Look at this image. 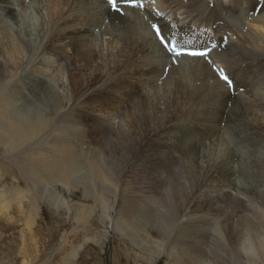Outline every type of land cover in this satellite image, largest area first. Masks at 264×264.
Masks as SVG:
<instances>
[{"label":"rangeland","instance_id":"obj_1","mask_svg":"<svg viewBox=\"0 0 264 264\" xmlns=\"http://www.w3.org/2000/svg\"><path fill=\"white\" fill-rule=\"evenodd\" d=\"M9 1L15 3V15L24 12L23 18L26 19H24L25 24L20 26L15 23L10 24L11 26L7 24L10 36L13 33L12 36L15 37L17 29L23 32L34 31V34L40 32L41 35L32 33L30 41L33 47L31 53L26 55L27 58H23L21 53L17 54L19 56L17 59L5 57L0 51V56L7 63L6 78L3 80L5 86L0 88V99L4 96L5 89L8 90L12 85L16 87L23 84L24 80H19L21 74L25 73L26 76L33 73L45 76V84L51 86L56 99L63 102L54 109L48 108V116L53 123L47 131L37 136L31 134L30 140L16 146L12 151L4 152L5 148L0 147V264H147L146 260H142L146 252L156 257L155 264H167L173 261L172 258L182 253V247L175 238L178 227L174 226L166 243L159 244L162 231L158 218L160 214L168 217V211L172 210L167 208V197H170L172 204L174 202L177 210L181 211L180 218L183 221L194 211L195 201L191 205L189 203L192 195L204 199L210 195L217 197L224 191L213 192L212 189H206L199 191V195L197 187L189 179L190 177L186 176L190 175L186 169L177 163L169 171L163 161L166 158L159 156L155 147L145 143L141 138L147 126L142 125L140 107L146 109L150 116L156 113L161 116L166 110L171 112H169L170 118L167 119L171 121L152 119L149 128L150 135L157 142L161 141L160 145L163 143L164 148L161 147L163 155H167V150L170 149L181 155H185L184 151L192 150L215 149L214 151L217 152L223 150L226 141L227 143L234 141L233 150L240 153L252 152V156L255 154L263 161L258 164L264 168V43L259 45L260 42L253 35L251 26V23L257 25L262 23L263 26L264 0H233V5L230 7L221 6L225 1L210 0L209 5L203 4L195 9L192 8L195 13L197 12L196 16H201L195 24L192 22L191 31L183 26L177 33L170 32L172 27H167L163 23L164 21L172 23L171 17H174L175 8L172 11L165 10L162 22L147 18L144 13L146 11L144 2L148 0H135V3L117 0L119 12L111 7L108 0H89L92 8L87 9L98 12L94 16L100 15L99 12L102 11V20L105 15L104 9L108 6L125 25L128 22L126 18L136 17L137 23L133 26L137 27L138 36L144 37V42L151 43L148 46L155 49H152L154 58L151 60L116 58L123 60L119 61L121 66L115 73L110 71L113 58H93V60L65 58L70 59L74 65L75 63L80 65V69H75V73L83 82H89L98 70L104 76H114L113 81L117 83L114 85L115 89L93 104L86 99L90 88L72 96L66 60L56 58L49 51L42 49V28H46L45 25L49 20L46 16L45 0ZM190 1L177 0L182 4V8L178 10L181 12L185 10V13L176 10L175 14L177 16L182 14L179 15L181 18L188 16L187 6H191ZM215 4L220 15H210ZM132 8L138 11V17ZM74 13L76 16L68 19L67 24L80 22L81 12ZM218 16H221V19ZM3 17L7 18L0 9V19ZM217 18L219 20H216ZM140 20L145 22L146 26H143ZM39 24H42V27ZM100 24L92 26L90 29L92 34H87V39L84 40L87 42L91 40L99 53L103 42L98 36ZM154 26L160 28V35H163L168 42L166 47L171 49L174 45L182 53L181 55L178 56L175 51L165 50ZM215 35L218 40L212 41L210 38ZM242 38L248 43H243ZM75 40L74 37L66 39L67 43L76 42L78 45L76 44L75 47L84 50L82 46L84 41L80 43ZM205 46L212 49L208 59L186 54L189 51L201 50ZM127 59H130L129 63ZM146 60L152 61L151 69L145 70L144 75L137 74L146 68ZM208 60H211V63ZM126 69L128 71L132 69L134 73ZM215 69L222 70L229 76L233 82L231 88L220 78ZM205 70L210 75H206L208 83L206 81L200 86L197 73L200 71L204 74L202 76L199 73L203 79ZM178 78L186 82L185 87L181 85L179 87V82L174 80ZM195 84L198 85L196 88ZM209 85L212 88L208 89ZM24 87L23 91L26 90ZM188 87L199 93L197 97L187 96ZM14 89L10 96L13 95L17 101L20 100L18 104L22 103L27 95H31ZM64 96L66 99H62ZM4 97L5 101H9V95ZM240 119L245 120L244 125L240 123ZM97 121L107 122L121 129L128 134V140L117 142L113 136L111 139L103 134L94 133L92 124L98 123ZM101 135L104 136L103 139ZM235 142L237 144L239 142L240 147ZM241 144L246 145L241 146ZM96 152L99 154L100 162L113 175L115 186L110 183L104 186V183L94 180L95 175L91 174V167L87 163H90V158ZM226 154L229 159L230 154L227 152ZM80 159L87 163L82 171L75 174L77 182H74V175L63 173L64 167L69 162ZM46 164L53 169L52 173L44 174L42 168ZM36 176L40 179L39 192H36L31 183L37 179ZM239 177L241 176L236 177V181L245 185L244 179L240 180ZM253 186L259 192L261 200L241 194L237 186L226 185L223 188L241 196L249 208L247 215L259 222V219L264 220V178L256 180ZM84 187L91 189L92 195L88 198L81 196ZM217 204L225 205L224 202ZM225 208L228 212H236L233 206ZM219 217L216 216L214 220L218 221ZM134 222L138 226L141 225V236L145 234L144 237H149V243H140L130 235H126V224L131 226L135 224ZM212 229L222 231L221 227L216 225H213ZM182 235L183 238L187 237L186 244L196 247V250L190 249L192 255L204 254L206 258H210V255L214 256V253L210 252L216 249L213 239L204 234L200 239L198 237L195 240L193 237H188L189 233L185 232ZM102 236L106 239L101 246L97 241H100ZM259 239H264V225H261L253 236L248 235L245 240L252 248L245 251L246 244L240 243L243 264H264V257L254 249ZM190 240L198 241L200 245L197 247L194 243L188 242ZM172 249L174 254L170 253ZM247 255L250 259L246 257Z\"/></svg>","mask_w":264,"mask_h":264},{"label":"bare ground","instance_id":"obj_2","mask_svg":"<svg viewBox=\"0 0 264 264\" xmlns=\"http://www.w3.org/2000/svg\"><path fill=\"white\" fill-rule=\"evenodd\" d=\"M209 1L210 0H191L190 1L191 6H187L188 16L187 15L185 16L184 14L185 17L181 18L180 16L182 14L181 15L179 14L180 15V16L178 15L179 17L177 16V14H175L176 10L182 8L181 7L182 4L180 2H177V0H153V1L148 0L144 2V6L146 9L144 13L147 15V18L158 19L163 22L164 21L163 14L165 10L170 9V11H172L175 8L174 17L173 18L171 17L172 23L171 22L168 23L164 21L163 22L164 25H166L167 27L171 26L172 29H170V32L172 31V33H175V32L177 33V31L182 30L181 28L183 26L185 28H189L191 31V29L193 28L192 22L193 24H195L198 21L199 17L201 16V15L199 17L196 16L197 12L195 13L193 9L200 7L203 4L209 5ZM221 1H225V2H222L223 4H221V6L230 7L233 5V0H221ZM45 2H46V9H47V15L46 14L45 15L48 16L47 19L49 20H47L48 21L47 25H45L46 28L44 27L42 28L43 29L42 31L43 34L41 36V39H42L41 41L43 45L42 49L49 51L50 53L55 55L56 58H59L61 60H66L65 58H92V60L93 58H113L114 60H112L111 62L112 69H110V71H112L113 73H115L117 71V68L121 66V63L119 61L122 62L123 59L118 60L119 58H147L148 60H151V58H154V55H153L154 50H155L154 47L148 46L151 43L150 44L145 43L143 40L144 37L141 38L140 36H138L137 27L135 28V26H133L134 23H137L136 17H132L130 19L126 18L128 22L125 25V23L123 22L121 23L122 20L121 18H119V16H115V14H113V12L109 10L111 8L109 6L105 7L104 9V12H105V15L103 16L104 20H102V14H103V12L101 11L102 9L99 10L101 11L99 12L101 17L100 15L94 16L98 12H96L93 9H87V8H92L89 0H45ZM87 2H89L88 6H86ZM216 6L217 4H215L213 11L211 12L210 15H214V14L220 15L219 10L216 8ZM15 8L16 6L14 2H11L9 0H4L3 2L0 1V9L3 12V14L7 16V18L3 17V19H0V51L4 54L5 57L17 59L19 58L17 54L19 55L21 53L23 55V58L24 57L27 58V56L31 53L32 47H33L30 41L32 33L33 35L35 34L41 35V33L35 32L34 34V31L32 32V31L26 30L25 32H23L22 30L18 31L17 29L16 30L17 34L16 35L14 34L15 37L12 36L13 33L10 36V32L7 29V24L11 26L12 23H15L17 26H20V25L25 24L24 21L26 20L25 18H23L24 12L16 13L15 15V10H14ZM132 10H135L133 12L138 17L139 16L138 11H136L135 8H132ZM75 11L81 12L80 22H69L67 24L68 19L76 16V13H74ZM181 13H185V10H183V12ZM88 17H92V18L89 19ZM218 18L221 19V16H218ZM218 18L216 20H219ZM140 22L143 24V26H146L145 22H143L142 20H140ZM99 23L101 24L99 25V33H98L99 35L98 36L103 41L100 53L93 46L94 44L91 40L89 42L84 41L87 39V36H88L87 34H92L90 33L91 32L90 29L92 28V26H97ZM258 25L257 23L256 24L251 23L253 35L255 36L257 40H259L260 43L259 42L258 43L260 45L264 43V23H263V26L261 25V27H259L260 25L259 26ZM146 28H148V26ZM162 33L164 32L162 31ZM192 33L194 34L193 31ZM170 36L172 38V35ZM69 37L76 38L77 42L80 41V43L84 41L82 45L84 50H79L78 48H76L75 47V45L77 44L76 42L72 41V43H67L66 39ZM210 39L212 41L218 40L217 35L212 36ZM242 39H243V43L247 42L246 39L244 38ZM245 46H246V43H245ZM152 49L154 50L152 51ZM116 58L118 59L116 60ZM129 60L130 59H127V63H129ZM148 60H146L145 62L147 63L146 68L144 69L142 68L143 71L137 72V74L140 75V73H142L144 75L145 70L148 71V69H151L152 61L148 62ZM3 61H4L3 58L0 56V88L5 86L3 85L4 84L3 80H5L6 78L5 74L7 71L6 69L7 63ZM66 62L69 68V81H70V89H71L72 96L74 94H77L79 91H82L84 89L88 90V88H90L91 90H89L86 99H88L87 102H89L90 104L91 103L93 104L94 102L97 103L98 100H102L104 96H108L112 92V90L115 89L114 85L117 83L115 80L113 81L114 76L113 77H110L107 75L104 76V74L98 70L91 77L89 82H83L75 73V69L76 70L78 68L80 69V65L77 63H75L74 65L70 61V59L66 60ZM172 68H174V66ZM129 70L130 71L128 70L127 71L130 73H134V70L132 69H129ZM200 71L199 73H201L203 70L201 72ZM199 73H197V75H199V78H200V79H197L200 81L199 85L201 86V83L203 84L206 81L208 83V80H207L208 77H206V75L207 76H210V75L207 74L206 70H205V77L203 79L202 77H200ZM117 76H118V73H117ZM202 76H204V74H202ZM212 76L213 78L215 77L213 74ZM20 79L24 80V82L22 81L23 82L22 85L19 84V85H16V87L12 85L8 90L7 89L4 90L5 92L4 96L9 95V101H5L6 98L4 96L0 99V147H2L3 149L5 148L4 152L12 151L16 149V146H20L21 144H24L26 141L31 139V134L33 136H37L47 131L53 123V121L48 116V108L54 109L60 106L61 102H63L59 100L58 98L57 100L55 97V92L52 91L51 86H49L47 83L45 84V76L36 75L33 73H30L29 75L25 76V73H23L20 75L19 80ZM174 80L179 82V87L180 85L185 87L186 82L184 83L182 78H178ZM209 82L211 83V80ZM210 85L208 86V89L209 87H211ZM193 86H194V83H193ZM197 86L195 84V88ZM23 87L26 89L25 91L22 90ZM13 89L14 91L20 90L22 91V93L23 92L26 94L29 93L31 95L29 96L27 95L25 99L23 98L24 99L23 102L18 104L17 102L20 100L17 101L13 95L10 96V93L13 92ZM199 89H201V87ZM203 89L205 91V88ZM187 90H188L187 96L189 97L195 98L199 94V93L194 92V90L193 91L190 90V88ZM201 91L203 90L201 89ZM201 91H198V92H201ZM210 93H213V92H210ZM64 98L66 99L65 96L62 97V99ZM11 99L12 101H10ZM140 108H141L140 118L142 119V125L147 126L146 132L142 135L141 138H143L145 143H150L151 145H153L157 153L159 154V156H164V158H166L163 161H164V165L168 167L169 171L173 169L174 164L176 165L178 163V165H181L183 169H186V172L188 171L190 173V175H186V176L190 177L189 179H191L195 187H197L196 190L198 192L204 191L206 189H212L213 192L215 190L224 191L217 197L210 195L208 198H204V199L202 198L200 199V198H197V196L195 197V195H192V198L190 199L189 203L191 205L192 202L195 201V203H193L194 211L189 218L183 221L180 218L181 211H178L177 208L175 207L174 202L172 204L171 198L167 197V200H166L167 208H171L172 210L168 211V214H169L168 217L160 214L158 218L159 226L162 231V238L160 240L161 243L159 244L163 245L164 243H166L170 237L172 229L174 228V226H177L178 232L176 233L175 238H177V241L180 243L182 247V253L180 254L178 253L176 257L172 258L173 261H169L167 264H243L242 259H241L243 257V252L240 250L239 245L240 243L243 245L244 243L246 244L245 240L248 238V235L253 236V234L258 231L260 226L264 225V220L259 219V222H258L254 220L253 218H251L249 215H247L248 214L247 211L249 208H247L244 202V199L241 198V196L234 195L231 191H225L223 187L224 186L226 187V185L237 186V189L241 191L240 192L241 194H244L247 197H254L258 200H261V198L259 197L260 194L256 189H254L253 184L256 182V180L264 178V171H263L264 168L259 166L258 164V163H263V161L258 156L256 157L255 154L254 156H252L253 153L250 151H244L240 153V151L233 150L232 147H233L234 141L233 143H231L232 141H229L230 143H227L226 141L225 143L226 145L223 147V150H219L217 152L214 151L215 149L214 150L204 149V150L184 151L185 155H181V153H175L170 149V150H167L168 151L167 155H163L162 153V148H164L163 143H161L160 145L159 142L161 141L157 142L156 139H154L150 135L151 129L149 128L151 127L150 123L152 119H156V120L161 119V121L162 120L166 121L167 119L170 118L169 114L171 112L169 110H166L165 112L162 113L161 116L158 115V113H156V115L154 116H150V114H148L145 111L146 109H143L142 107ZM194 117H197V116H194ZM240 120H241L240 121L241 124H243V122L245 123L244 119H240ZM167 121H171V120H167ZM153 123L156 124V122H153ZM92 125H93L92 126L93 131L96 134H103L107 136V138H111V139L115 137V140H117V142H123L125 140H128V134H126L124 131H122L119 128L113 127V125H110L107 122H103V123L95 122ZM103 137L104 136H102L101 138L103 139ZM235 143L237 144V142ZM236 144L234 146H236ZM237 145H239L240 147L239 142ZM242 145H246V144H241V146ZM225 151L230 154L231 160L230 158L228 159ZM97 152L93 154L92 158H90V163H87L82 159L69 162L68 165L64 167L65 170L63 171V173L69 176L74 175L73 181L77 182L76 181L77 177L75 176V174L79 171H82L85 163H87L91 167L90 168L92 171L91 174L95 175L94 180L97 179L98 182L104 183V186L107 185V183H110L111 185L115 186L114 179L112 177L113 175L100 162V159H99L100 157ZM240 166H241V169H240ZM42 169L45 172L44 174H49L53 172V169L48 164L44 165V168ZM254 173H255V177H253ZM238 176H241L239 177L240 180H242L241 178L244 179L245 185H241L240 183L236 181V177ZM39 182H40V179L38 177L36 180L31 182L34 185L36 192H39V189H40V187H38L40 185ZM82 191L83 192L81 196H83L84 198H88L90 197V195H92L90 188L84 187ZM200 192H199V195H200ZM175 196L176 195H174V197ZM174 199L176 200V198ZM217 202H222V203L224 202L225 205L224 206L220 204L218 205ZM226 206H233L236 209V212L234 211L228 212V210H226L225 208ZM164 216L167 218H165ZM216 216H220L218 221L214 220ZM251 216H254V215H251ZM165 222H167L168 224H165ZM129 225L126 224L125 226L126 235L127 234L130 235L132 238H135V240H137L140 243H143V244L145 242L149 243L148 242L149 237L148 238L144 237L143 235L145 234L141 236V233H140L141 225L138 226L136 223L133 225L131 224V226ZM213 225H216L217 227H221L222 231L218 232L215 229L213 230L212 229ZM185 232L189 233L190 236L188 237H193L194 240L195 238H198V237L200 239L202 234L206 235L208 238L213 239L214 241L213 245L216 247V249H212L210 252L214 253V256L210 255V258H206L207 256L204 257V254L192 255V251L190 249L195 248L194 250H196V247H193V245L191 246V244H186L187 240L185 239L187 237L183 238V235H182V233L184 234ZM102 237H103L101 238L103 239L102 242H100L101 239L100 241H97V243H100L101 246L104 244L105 239H106L105 236H102ZM188 242L194 243L195 245H197V247L198 245H200V242L198 241L190 240ZM174 247L173 249H175ZM245 248H246L245 251H247L249 248H252V247L246 244ZM173 249L170 253L174 254L175 252L173 251ZM254 249H256V251L264 257V239H259L258 241H256ZM201 252L203 251L201 250ZM246 257H248V255ZM142 260L143 261L146 260L145 262H147V264H155L157 262L156 257L153 254H149L147 252L142 257Z\"/></svg>","mask_w":264,"mask_h":264},{"label":"snow or ice","instance_id":"obj_3","mask_svg":"<svg viewBox=\"0 0 264 264\" xmlns=\"http://www.w3.org/2000/svg\"><path fill=\"white\" fill-rule=\"evenodd\" d=\"M109 4L111 5V7L113 9H115L117 12L120 11V9L117 7V0H108ZM124 2L126 3H135V0H124ZM156 27V32H157V35L159 37V40H160V43L162 46H165V50L166 51H175L177 52V55H181L182 53L176 49V47L173 45L171 49H168L166 47L167 45V41L165 40V37L163 35H160V28L157 27V26H154ZM212 51L211 48H208L207 46H205L203 49L201 50H196V51H189L187 52L186 54L187 55H190V56H194V57H203L205 59H208L209 57V54L210 52ZM209 63H211V60H208ZM219 75H220V78L225 81V83L231 88L233 86V82L232 80L229 78V76L227 74H225L222 70H219V69H215Z\"/></svg>","mask_w":264,"mask_h":264}]
</instances>
